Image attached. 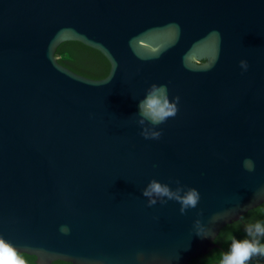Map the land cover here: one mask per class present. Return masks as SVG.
<instances>
[{"label": "water", "instance_id": "water-1", "mask_svg": "<svg viewBox=\"0 0 264 264\" xmlns=\"http://www.w3.org/2000/svg\"><path fill=\"white\" fill-rule=\"evenodd\" d=\"M67 40L108 75L60 63ZM152 84L179 97L159 139L138 123ZM153 178L199 204L149 206ZM263 202L264 0H0V236L38 264H188Z\"/></svg>", "mask_w": 264, "mask_h": 264}, {"label": "clouds", "instance_id": "clouds-1", "mask_svg": "<svg viewBox=\"0 0 264 264\" xmlns=\"http://www.w3.org/2000/svg\"><path fill=\"white\" fill-rule=\"evenodd\" d=\"M244 70L248 68L246 60L240 61ZM177 96L171 100L168 95L166 85L152 84L147 90L146 95L138 103L140 119L138 123L142 126L141 135L145 139H159L162 135L157 126L165 123L170 117H174L178 111ZM151 125V127L147 126ZM244 166L249 171L254 170V164L251 159H245ZM177 187L173 189L169 184L162 183L153 178L143 190V196L149 198L148 205L153 206L159 199L162 203L167 200H175L180 207V213L186 214L188 209H194L201 199L200 192L195 187H189L185 190L183 185L176 181ZM200 215H203L201 210ZM219 219V214H215L211 221ZM195 233L202 237H207L211 232L201 219L194 222ZM61 231L67 232V226H62ZM246 238L237 239L230 237V247L226 252L220 254L218 264H249L253 256H264V244L259 237H264V223L256 221L249 223L245 227ZM250 237V238H248ZM0 264H29L25 255L11 241L0 236Z\"/></svg>", "mask_w": 264, "mask_h": 264}, {"label": "trees", "instance_id": "trees-1", "mask_svg": "<svg viewBox=\"0 0 264 264\" xmlns=\"http://www.w3.org/2000/svg\"><path fill=\"white\" fill-rule=\"evenodd\" d=\"M56 56L60 63L80 74L92 78H103L107 76L111 68L108 58L100 50L78 40H67L60 43L56 50ZM256 221L264 223V202L250 209L238 220L225 225L214 240L216 245L191 259L188 264H218L220 254L226 252L230 247L231 241L229 238H246V225L255 223ZM259 239L261 243L264 244V237H259ZM22 253L25 255L29 264H38L36 255L25 252ZM249 263L264 264V256H253ZM52 264L76 263L59 259L52 262Z\"/></svg>", "mask_w": 264, "mask_h": 264}, {"label": "rangeland", "instance_id": "rangeland-1", "mask_svg": "<svg viewBox=\"0 0 264 264\" xmlns=\"http://www.w3.org/2000/svg\"><path fill=\"white\" fill-rule=\"evenodd\" d=\"M249 264H251V263H249Z\"/></svg>", "mask_w": 264, "mask_h": 264}]
</instances>
